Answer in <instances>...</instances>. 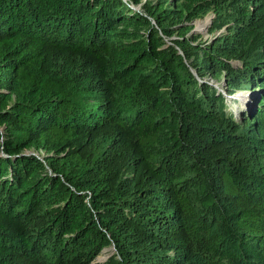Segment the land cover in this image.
Masks as SVG:
<instances>
[{
    "label": "trees",
    "instance_id": "16d2710c",
    "mask_svg": "<svg viewBox=\"0 0 264 264\" xmlns=\"http://www.w3.org/2000/svg\"><path fill=\"white\" fill-rule=\"evenodd\" d=\"M210 13L228 34L187 37ZM224 70L258 94L239 118L200 79ZM99 133L122 174L77 153ZM110 246L102 264H264V0H0V264Z\"/></svg>",
    "mask_w": 264,
    "mask_h": 264
},
{
    "label": "rangeland",
    "instance_id": "374dc122",
    "mask_svg": "<svg viewBox=\"0 0 264 264\" xmlns=\"http://www.w3.org/2000/svg\"><path fill=\"white\" fill-rule=\"evenodd\" d=\"M133 7L137 11H143L142 4L134 5ZM208 18V19H207ZM204 24V25H203ZM154 25L156 23L154 22ZM181 25L193 27V30L187 35L189 38L199 37L198 42L211 43L215 40H220L224 35L228 34L229 30L227 27L217 28V19L214 13H210L204 18L194 19L191 21H183ZM202 25V26H201ZM175 38V36L173 37ZM167 42L171 43L170 39ZM54 61L62 66V68H79L81 65L88 64L91 59L87 57L75 56V55H58L54 58ZM235 66L238 65L234 60L231 61ZM195 73L196 70H194ZM202 81L206 82L212 88L216 89L221 93L222 97L226 98L227 110L233 112L238 118L243 112L252 110L256 106L258 94L254 91H230L229 80L226 70H224L219 77L214 74L208 73L201 77ZM111 134H107V139L110 138ZM104 133L95 135H87L84 139L79 141L77 153L81 154L85 159H89L95 166L113 172L122 174L125 170L126 154L129 152L127 145L123 143V140H117L115 146L110 154L107 155L106 163L103 161L105 141ZM28 154H38L40 156H46L45 150H36L35 148L27 150ZM136 176V173L131 174ZM117 250L115 246H110L103 249L102 253L96 259L98 263H104L112 256L116 255Z\"/></svg>",
    "mask_w": 264,
    "mask_h": 264
},
{
    "label": "bare ground",
    "instance_id": "6f19581e",
    "mask_svg": "<svg viewBox=\"0 0 264 264\" xmlns=\"http://www.w3.org/2000/svg\"><path fill=\"white\" fill-rule=\"evenodd\" d=\"M208 19V18H207ZM204 25V24H203ZM202 26V25H201Z\"/></svg>",
    "mask_w": 264,
    "mask_h": 264
}]
</instances>
